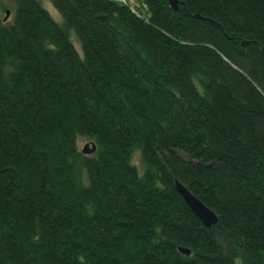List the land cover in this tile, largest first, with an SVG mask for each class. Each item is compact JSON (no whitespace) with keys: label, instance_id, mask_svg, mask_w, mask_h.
Listing matches in <instances>:
<instances>
[{"label":"trees","instance_id":"1","mask_svg":"<svg viewBox=\"0 0 264 264\" xmlns=\"http://www.w3.org/2000/svg\"><path fill=\"white\" fill-rule=\"evenodd\" d=\"M177 1L0 0V264H264V0Z\"/></svg>","mask_w":264,"mask_h":264},{"label":"water","instance_id":"2","mask_svg":"<svg viewBox=\"0 0 264 264\" xmlns=\"http://www.w3.org/2000/svg\"><path fill=\"white\" fill-rule=\"evenodd\" d=\"M168 6L176 11L178 7L177 0H165ZM8 11L5 12V18L8 17ZM95 150L94 144H84L80 149L81 154L91 155ZM175 192L179 195L183 203L190 210V212L195 216V218L200 222L204 228H209L216 222L214 214L207 209L199 200H197L189 191H187L181 184L178 182L173 183ZM178 252L188 256L189 251L183 248H178Z\"/></svg>","mask_w":264,"mask_h":264},{"label":"rangeland","instance_id":"3","mask_svg":"<svg viewBox=\"0 0 264 264\" xmlns=\"http://www.w3.org/2000/svg\"><path fill=\"white\" fill-rule=\"evenodd\" d=\"M129 2V4L133 5L134 4V0H124V2ZM119 3H122V2H119ZM42 5H43V8L48 12V14L50 15V17L56 22V23H59L61 20H60V17L58 15V13L54 10V8L51 6V4L48 2V1H45L43 2L42 1ZM74 43V47L75 49L77 50V52L80 54V49L78 47V45L73 41ZM83 145V142H81L79 144V148H81V146ZM235 264H240V262L238 260L235 261Z\"/></svg>","mask_w":264,"mask_h":264},{"label":"built area","instance_id":"4","mask_svg":"<svg viewBox=\"0 0 264 264\" xmlns=\"http://www.w3.org/2000/svg\"><path fill=\"white\" fill-rule=\"evenodd\" d=\"M112 1L122 2V3H127L126 1L124 2V0H112ZM128 3H129V2H128Z\"/></svg>","mask_w":264,"mask_h":264}]
</instances>
